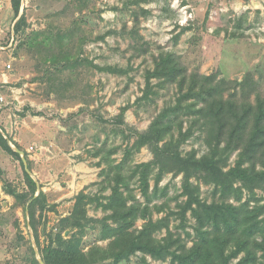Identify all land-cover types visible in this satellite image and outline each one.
I'll use <instances>...</instances> for the list:
<instances>
[{
  "label": "rangeland",
  "instance_id": "rangeland-1",
  "mask_svg": "<svg viewBox=\"0 0 264 264\" xmlns=\"http://www.w3.org/2000/svg\"><path fill=\"white\" fill-rule=\"evenodd\" d=\"M12 14L10 0H2L0 69L6 71L7 80L0 84L4 90L0 132L20 146L8 139L12 149L22 152L26 166L0 147V264H30L32 252L40 258L28 217L34 197L12 194L28 191L23 169L36 182L33 196L43 193L31 208L40 246L54 239L60 219L71 213L79 192L106 202L115 183L113 167L135 139L130 132L147 130L155 116L174 106L188 87V83L181 89L177 82L159 83L153 78L154 93L142 98L145 73L160 55L174 54L187 82L193 74L200 81L211 76L213 84L222 88L223 98L238 107L254 106L257 97L264 103V0H20L18 17L13 19ZM22 14L25 21L14 31ZM105 66L125 72L102 69ZM205 124L198 115L179 114L172 138H178L179 129L191 132L180 146L182 155L194 151L201 157L211 151L208 140H217L208 136ZM220 141L222 148L226 138ZM240 150L225 153L218 148L224 170L235 165ZM152 158L151 148L143 146L121 170L127 184L121 187L124 196L140 207L132 230H140L150 219L157 224L156 241L169 231L188 248L195 221L190 211L184 222L178 215L185 200L182 173L168 171L155 186L157 169L152 170L147 200L133 173L137 164ZM191 182L207 203L238 205L232 197L215 193L213 184L200 174ZM253 191L264 204V185ZM250 196L244 189L242 201ZM85 200L88 217L102 219L110 213ZM254 204L250 201L249 206ZM94 220L82 233V247L93 256L89 264H177L170 256L156 259L140 251L118 262L107 254L102 258L111 239L101 238V225ZM76 232L68 227L62 235L68 238Z\"/></svg>",
  "mask_w": 264,
  "mask_h": 264
},
{
  "label": "trees",
  "instance_id": "trees-1",
  "mask_svg": "<svg viewBox=\"0 0 264 264\" xmlns=\"http://www.w3.org/2000/svg\"><path fill=\"white\" fill-rule=\"evenodd\" d=\"M13 19L18 17L20 0H10ZM25 21L22 14L13 25V29L19 30ZM111 72L124 73L125 69L105 66ZM155 78L159 83L177 82L181 89L188 83L187 89L181 92L174 106L164 108L143 132L132 131L130 136L135 137L131 147H126L124 157L113 168L116 170L114 185L106 202L99 197H88L79 192L71 213L60 219L59 231L54 239L40 246L37 225L35 223V211L31 210L34 204L43 196L36 191V182L31 175L23 169L27 192L12 194L17 198H33L28 214L29 224L35 235L39 248L40 259L44 264H89L93 259L90 253L82 247L83 229L94 219L87 216L86 197L90 202H95L104 210H109L102 219L94 221L101 225L100 235L102 239L110 240L109 251L104 252L102 258L107 256L114 262L129 257L137 251L149 254L160 259L170 256L177 264H264V204L256 199L253 189L264 185V103L259 97L256 104L238 105L223 98L222 88L219 84H213L211 76L203 77L200 81L197 74H193L187 82L184 68L172 53L160 55L154 67L145 73V88L142 98L148 99L154 93V85L151 80ZM193 100V101H190ZM198 106L197 108H195ZM198 115L204 119L205 126L209 127L208 140L212 147L208 154L197 157L194 151L182 155L180 146L190 135V129L183 132L179 129L178 138H172V131L179 114L184 112ZM124 108L118 115V120L123 122ZM247 133V138L243 134ZM170 136V138H168ZM168 138V139H167ZM226 138L224 147H220L221 139ZM8 139L18 148L20 147L12 138H6L0 132V147L18 159L23 166L20 154L13 150ZM143 146H149L153 158L135 166L133 173L138 175L142 195L149 199V174L157 169L155 186L162 176L175 170L182 173V195L185 197L183 204L179 206L178 215L181 222L185 221L186 213L190 211L195 221L193 226L192 245L188 248L185 244L174 238L171 232H167L162 241H156L153 231L157 224L148 220L140 230H132L135 220L140 212L137 203H128L121 189L126 186L121 174L124 163L134 151ZM241 150L235 165L223 169L224 156L217 153L218 148L223 152L227 149ZM261 168L256 167V162ZM249 163V165H247ZM198 174L214 186L215 193L223 197H232L237 204L232 202L207 203L199 198L197 188L192 184L191 178ZM239 184V185H237ZM249 191L247 201H242L243 190ZM250 201L255 204L250 207ZM146 209V208H145ZM142 211V216L146 215ZM68 227L77 229V232L65 238L62 232ZM107 254V256H106ZM107 257V258H108ZM30 264H40L32 252Z\"/></svg>",
  "mask_w": 264,
  "mask_h": 264
},
{
  "label": "crops",
  "instance_id": "crops-1",
  "mask_svg": "<svg viewBox=\"0 0 264 264\" xmlns=\"http://www.w3.org/2000/svg\"><path fill=\"white\" fill-rule=\"evenodd\" d=\"M6 75H7L6 71L0 69V84L5 83L4 81L7 80ZM2 88H3V85H0V98H2L4 96V95H2V93H3L2 91H4V90H2ZM0 107H1V102H0Z\"/></svg>",
  "mask_w": 264,
  "mask_h": 264
},
{
  "label": "water",
  "instance_id": "water-1",
  "mask_svg": "<svg viewBox=\"0 0 264 264\" xmlns=\"http://www.w3.org/2000/svg\"><path fill=\"white\" fill-rule=\"evenodd\" d=\"M13 150L17 151L18 153H22V152H21L19 149H17L16 147H13ZM22 160H23V163H24L25 166H26V159H25L24 157H22ZM26 171L30 174V172H29L28 169H26ZM38 260H39L40 264H44L43 261H42L40 258H38Z\"/></svg>",
  "mask_w": 264,
  "mask_h": 264
},
{
  "label": "built area",
  "instance_id": "built-area-1",
  "mask_svg": "<svg viewBox=\"0 0 264 264\" xmlns=\"http://www.w3.org/2000/svg\"><path fill=\"white\" fill-rule=\"evenodd\" d=\"M1 2H2V0H0V7H1ZM7 67H9V65L7 64Z\"/></svg>",
  "mask_w": 264,
  "mask_h": 264
}]
</instances>
